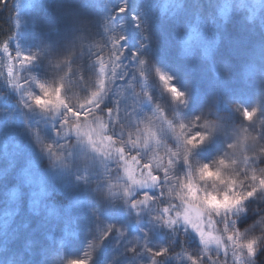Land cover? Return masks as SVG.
Here are the masks:
<instances>
[{
  "label": "snow or ice",
  "instance_id": "6c2138e0",
  "mask_svg": "<svg viewBox=\"0 0 264 264\" xmlns=\"http://www.w3.org/2000/svg\"><path fill=\"white\" fill-rule=\"evenodd\" d=\"M50 7L64 12L33 21V48L0 44V93L40 118H22L26 182L62 176L67 203L41 182L34 222L0 217V264H264V0H171L130 21L123 0ZM165 32L179 86L157 59Z\"/></svg>",
  "mask_w": 264,
  "mask_h": 264
},
{
  "label": "rangeland",
  "instance_id": "374dc122",
  "mask_svg": "<svg viewBox=\"0 0 264 264\" xmlns=\"http://www.w3.org/2000/svg\"><path fill=\"white\" fill-rule=\"evenodd\" d=\"M84 2L95 5L98 9L101 10L104 15L111 14L112 12H114L115 8L119 7L121 4V0H84ZM123 2L127 6V11L120 14V19L129 21L132 13L135 12L139 14L143 10V8H146L148 6H151L153 11H158L165 5L171 7V0H123ZM53 3L54 0H7L6 3L0 4V6L4 5L7 11L12 13V15L16 18L18 15L19 21H15L17 25L18 23L22 24L19 29V38L16 39V42H18L17 47L25 52L30 48H33L34 41L29 39V37L34 32L33 21L43 17L63 14L64 9L62 7H57L55 10L50 7V5H52ZM167 34V37L161 35L156 55L160 66L165 71H168L169 74L178 77V79L174 80V82L179 86V84L182 83V80L180 78L183 74L179 71L178 68L177 70L175 68V66L179 62L177 58L169 54L172 35L170 33ZM17 47L15 46L14 49H16ZM12 54L13 56L15 55L14 52ZM171 59L173 62L171 61ZM180 64L181 63L179 62L178 65ZM4 73L6 74V72ZM21 83H23V81H21ZM18 99L19 97L15 93H10L6 102L5 98L4 100H2V102H0V113L8 111V115L6 117L0 115V217L5 216V214L9 211L13 212L14 215L16 213H19V215L16 216L17 225L23 221L34 222V217L29 208V202L31 200L37 199V196H34L33 193L38 194L39 184L41 182H46V186L49 187V200L52 201L54 207L57 206V210L63 208L67 203L66 200L63 203H60L57 200L53 199V197L60 196V193L51 191L52 183H63L62 176L57 175V177L52 180L47 178V174L43 172V170L34 169L32 174V182H26V178L23 175V170L27 166L29 160H35V158L34 153L32 152L31 147L28 143L27 137L23 135L22 118L33 119L34 123L40 118L39 116H35V118H33V114L27 112V110H24L23 113H21L17 104ZM73 102L78 103L79 101L74 99ZM243 102L246 104H250L253 102V100L252 98L245 97L243 98ZM259 103L261 104L262 101H259ZM83 119L84 117L82 116L81 120ZM177 131H179V129H177ZM185 131L188 130L186 129ZM240 139H244V134L242 132L240 135ZM153 150H156L155 143L153 145ZM134 154L135 153H132V155ZM159 155L163 156L164 162L167 163V156L164 154V147L160 148ZM128 161L131 162L130 155L128 156ZM143 162L146 161H142V163ZM130 168L135 167H132L130 165ZM12 188H18L22 193L23 199L19 204L12 203L8 199L7 194ZM244 226L246 225H241V227ZM217 235H219L218 232ZM82 243L83 241L80 242L81 245ZM80 244L78 243L75 246L76 249L74 248L73 250H71L69 258H77L76 251L80 247ZM78 258L83 259L86 257L80 255Z\"/></svg>",
  "mask_w": 264,
  "mask_h": 264
},
{
  "label": "trees",
  "instance_id": "16d2710c",
  "mask_svg": "<svg viewBox=\"0 0 264 264\" xmlns=\"http://www.w3.org/2000/svg\"><path fill=\"white\" fill-rule=\"evenodd\" d=\"M17 18L15 16H13L12 13L7 11L6 7H4V5L0 6V44H2L3 40L11 37L9 39V47L11 49H14L15 46L17 47L18 42H16V39L19 38V29L22 26V24L18 23V25H17L15 23L16 20L19 21L18 15H17ZM167 33L168 32H165L162 35L167 37L168 36ZM169 51H170V49H169ZM169 54L171 56H174L171 53V51L169 52ZM171 61H172V59H171ZM178 64H179V62H178ZM178 64L175 66L176 70L178 68L182 74H184L185 72L188 71L187 66L181 65V64L178 65ZM0 72H6V61L4 60V58L2 56H0ZM2 100H4V96H3V94L0 93V102H2ZM263 103H264V101H262L261 104H263ZM165 146H170V145H165ZM153 151H155V150H153ZM34 158H35V154H34ZM128 162H129V165H131L132 167H135V165H132V163L130 161H128ZM55 207H57V206H55ZM212 234L217 235V232L213 230ZM177 251H179V249H177Z\"/></svg>",
  "mask_w": 264,
  "mask_h": 264
}]
</instances>
